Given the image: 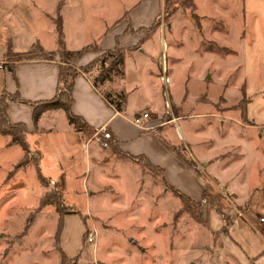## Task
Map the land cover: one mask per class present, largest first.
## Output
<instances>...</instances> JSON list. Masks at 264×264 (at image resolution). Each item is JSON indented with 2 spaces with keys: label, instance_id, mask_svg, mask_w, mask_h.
<instances>
[{
  "label": "rangeland",
  "instance_id": "rangeland-1",
  "mask_svg": "<svg viewBox=\"0 0 264 264\" xmlns=\"http://www.w3.org/2000/svg\"><path fill=\"white\" fill-rule=\"evenodd\" d=\"M139 1L0 0V43L27 46L36 35L39 46L54 48L53 27L60 18L70 45L73 38L77 44L96 43L105 24ZM195 1L194 15L178 5V13L167 17L163 6V27L155 18L156 29L162 28L163 50L168 44L169 51L166 70L160 73L166 72L173 99L187 94L182 111L181 100H166L157 77L158 88L149 87L145 71L155 64L135 56L126 59L124 70L126 88H137L130 94L132 104L152 100L160 105L165 98L163 120L193 116L168 126L184 154L190 153L188 145L206 150L207 159L198 161V169L209 179L206 191L212 202L198 207L190 203L184 209L179 197L171 190L166 193L160 179L146 170L138 185H107V192L89 170L76 185H43L47 182L37 179L39 151L29 142L25 153L0 135V264H264V222L259 220L264 217V0ZM39 46L32 48V58L51 53ZM97 74L93 70L90 79ZM99 88L116 89L107 83ZM243 109L246 120L240 116ZM143 112L151 115L149 109ZM42 125L53 131L41 135V152L63 155L59 150L74 146L81 153L62 111ZM45 197L50 203L41 206ZM235 207L250 222L263 223V236L240 218L241 228L232 235L235 242L218 250V220L228 227ZM206 216L210 223L203 222ZM92 229L94 244L85 238Z\"/></svg>",
  "mask_w": 264,
  "mask_h": 264
},
{
  "label": "crops",
  "instance_id": "crops-1",
  "mask_svg": "<svg viewBox=\"0 0 264 264\" xmlns=\"http://www.w3.org/2000/svg\"><path fill=\"white\" fill-rule=\"evenodd\" d=\"M164 3L165 0H140L129 10L122 12L123 17L122 15L118 16L111 24H105L104 30L94 40L97 41L96 43L77 44L73 38L70 45L62 18V33L66 49L75 51L83 49L90 44L94 45V48L85 50L81 54L76 62L77 67L88 64L106 50L119 48L123 51L124 75L121 78L115 77L112 82L107 84L116 88L110 92H124L126 99L123 111L119 112L104 97L103 92L93 84L87 74L80 72L76 76L72 90L73 104L71 112L83 118L92 129L104 125L111 132L113 138L109 148H101L100 150L97 145L92 147L93 142L87 143L89 138H86L85 134L77 131L69 123L71 125L69 129L76 135L75 139L79 142L78 148H80L81 152L79 155L76 153L74 146L70 149H65L66 151L63 152L59 150V153H63V155H59L52 150L50 152H41L40 150L43 145L41 135L44 134L45 136L53 131L51 125L44 127L42 122L46 124V122L51 121L53 114L58 111H62L68 121L64 110H46L40 114L37 124L34 125L32 118L33 106L19 102L9 103L7 109L8 120L11 123H25L27 145L29 146L30 142L39 151L36 165L42 180L37 179L47 182V184L43 182V185H49L50 181L56 182L55 185H76L82 176V182L85 181V172L89 170V173L91 171L95 173L94 180L97 181V185H105L103 190L107 192L110 189L107 185H128L127 182L129 181L132 185H138L142 179L143 171L146 170L154 178L160 179L158 183L164 185L163 189L166 193L172 187L191 199L199 201L202 198V192L208 190L206 182L209 179L198 169V161L207 159L206 150L202 148L203 145L195 146V149L189 148L188 145L189 154L178 152L175 149L178 145L175 143L174 134L171 127L168 126V124L173 122L163 120L165 98H161L160 105L152 102V100H148L145 104L134 105L130 102V94L137 88L132 90L126 88L124 70L126 59H133L138 56L139 60L151 62L156 66L155 69L145 71L146 81L148 80L150 88L155 90L158 88L155 83L157 77V80L159 79L164 86V93L168 102L176 101L177 103L181 100L182 103H179L180 107H178L180 111L183 110V102L188 99L186 93L182 94L178 100L173 99V94L171 95L169 90V80L167 79V83L164 84L159 78L162 69L165 68L166 70L168 62L166 56H168L169 52L167 51L168 44L166 51L165 49L163 50L162 28L156 29L155 24V18L161 14ZM194 3L195 11L197 8L195 0ZM175 13H178V9ZM190 13L192 12L190 11ZM192 14L194 15L195 13ZM171 25L168 24L169 33ZM53 31L56 35L55 27H53ZM36 37V35H33L27 46L24 44L18 46V42L15 45L12 42L11 45H7V41L0 43L2 45L0 47V94H14L18 91L22 99L31 102L49 100L56 95L58 68L61 63L58 53L57 35L56 46L49 48V50L39 46L38 40L34 41ZM3 45L7 47L3 48ZM36 46H39L43 52H51L52 59H45L40 55L28 60L13 61L12 58L7 57L9 52H28ZM109 62L110 59L106 61V63ZM168 93L172 97L171 100L168 98ZM185 99L186 101H184ZM145 109H149L151 115L143 120L144 127L134 125L131 119L141 117L142 113L140 112ZM186 115L184 114V118L179 117V115H173L172 118L178 117L176 121H180L181 119L193 117L192 115ZM196 116L203 117V115ZM182 133L186 143L189 144L188 134L184 130H182ZM11 144L19 146L14 143ZM18 158H20V154ZM139 158H146L155 170L145 167L138 161ZM203 165L206 170L209 168L207 161H203ZM207 173L211 174L208 171ZM88 179H86V185H89ZM154 180L156 181L157 179ZM230 202L232 203V201ZM202 207L200 206L199 208L200 216ZM236 209L239 208L235 207L234 212H236ZM201 217L203 218V216ZM240 218H243L256 234L263 236V223H252L241 212V216H233L231 224L226 228H223L222 220H218V238L222 236V239L219 240L218 250H226L227 246H229L228 241L235 242L232 235L235 230L241 228L242 223H238ZM205 219H202L204 223L205 221L210 223L208 216ZM258 255L261 257L262 254Z\"/></svg>",
  "mask_w": 264,
  "mask_h": 264
},
{
  "label": "trees",
  "instance_id": "trees-1",
  "mask_svg": "<svg viewBox=\"0 0 264 264\" xmlns=\"http://www.w3.org/2000/svg\"><path fill=\"white\" fill-rule=\"evenodd\" d=\"M178 5H182L188 9L192 13H194L195 3L194 0H165L164 7L166 10L167 17H170L177 10ZM160 16V15H159ZM55 31L57 35L58 42V53L61 57V63L58 68V79H57V92L56 95L49 100L44 101H27L20 97L18 91L14 94L2 93L0 94V135L7 136L10 138V142L14 144H18L22 150L27 153L28 145L25 140V134L27 132L26 125L23 122L19 123H11L7 117V109L10 102H19L33 106V123L37 124V120L40 114L46 110L50 109H62L64 110L68 122L73 125V127L85 134L86 138H90L96 129H92L83 118L80 116L74 115L71 112V106L73 104V85L76 76L83 72L84 74H89L96 70L98 71L97 76L92 80L93 84L99 88V85L112 82L115 77H122L124 75L123 71V51L119 48H114L112 50H106L102 52L98 57L90 61L88 64L84 66H76V62L81 54L87 50L88 48H94L93 44L87 45L83 49L71 51L66 49L65 43L63 40L62 33V20L59 19L58 22L55 23ZM31 50L23 53H11L7 54L8 58L13 57V61L20 60H28L32 59ZM45 59H52V54L49 53ZM110 59L109 63H106L107 60ZM100 83V84H99ZM100 89V88H99ZM104 97L114 106L116 110L119 112L123 111V107L125 105V93L117 92L112 93L110 91L103 92ZM240 116L242 119L246 120L245 109L241 110ZM175 149L184 154L180 147H175ZM138 161L143 164L145 167H149L152 170H155L154 167L148 162L146 158H139ZM145 162V163H144ZM21 165V164H19ZM37 177L42 180V176L40 173H37ZM171 191L179 197L183 204V208H189V204L192 203L194 206L198 207L203 202H212L210 201L209 193L204 190L202 192V198L199 201H195L191 199L189 196L180 192L177 189L170 187ZM49 197L42 198L40 201V205L44 206L49 204ZM192 215L196 216V213H192ZM193 216V217H194ZM197 218V217H194ZM61 221V219H60Z\"/></svg>",
  "mask_w": 264,
  "mask_h": 264
},
{
  "label": "built area",
  "instance_id": "built-area-1",
  "mask_svg": "<svg viewBox=\"0 0 264 264\" xmlns=\"http://www.w3.org/2000/svg\"><path fill=\"white\" fill-rule=\"evenodd\" d=\"M158 18H160V17L158 16ZM160 19H161L160 26L163 27L164 21L162 18H160ZM159 78L164 84L167 83L166 72L160 74ZM148 116L149 115L147 112H143L141 117H134L131 119V121L136 126L144 127L143 120L148 118ZM177 118L178 117H176V118L173 117L169 120V122H175L177 120ZM90 142L96 143L101 148H109L111 143L113 142V138H112L111 132L109 130H107L104 125H102V126L96 128L93 135L87 140V143H90ZM235 215L237 217H239V216H241V212L236 211ZM259 220H260V222H264V217H261ZM85 238H86V241L88 243L94 244L96 242V229H92L89 232H87Z\"/></svg>",
  "mask_w": 264,
  "mask_h": 264
}]
</instances>
